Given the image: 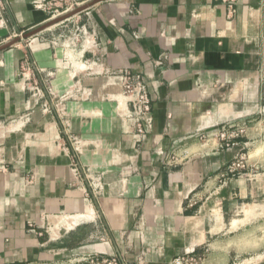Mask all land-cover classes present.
Instances as JSON below:
<instances>
[{
    "label": "crops",
    "instance_id": "1",
    "mask_svg": "<svg viewBox=\"0 0 264 264\" xmlns=\"http://www.w3.org/2000/svg\"><path fill=\"white\" fill-rule=\"evenodd\" d=\"M2 1L0 48L49 22L45 0ZM77 26L89 44L67 47ZM24 41L0 51V264L252 253L241 213L264 200V172H227L247 137H198L260 118L264 0H104ZM123 70L147 85L142 140L110 101Z\"/></svg>",
    "mask_w": 264,
    "mask_h": 264
},
{
    "label": "built area",
    "instance_id": "2",
    "mask_svg": "<svg viewBox=\"0 0 264 264\" xmlns=\"http://www.w3.org/2000/svg\"><path fill=\"white\" fill-rule=\"evenodd\" d=\"M36 7L43 11L48 21H51L73 12L80 7V4L76 0H45ZM3 8V1L0 0V11ZM23 36V33L13 34L12 39H18V44L23 43L25 42ZM89 41V33L86 28L84 26H77L72 37L68 40L67 47L74 48L81 42L89 44ZM81 64L83 67L92 65V63H88L87 61H82ZM121 77L122 81L118 91L109 94L110 101H113L117 107L123 106L126 110V117L133 123L137 137L142 140L145 138L143 126L150 124L152 121L151 101L148 96L147 85L139 74L128 70H123ZM258 114L260 117L264 114V105L259 107ZM251 123L247 121L230 122L202 133L198 137V140L206 142L217 140L219 147L231 148L246 136ZM244 155H238L227 166L229 174L240 175L244 172L246 166L241 162ZM81 262L85 264H125L120 262L116 257L104 258L93 254L83 257ZM201 262V257L188 253L184 256L173 258L170 264H201Z\"/></svg>",
    "mask_w": 264,
    "mask_h": 264
},
{
    "label": "rangeland",
    "instance_id": "3",
    "mask_svg": "<svg viewBox=\"0 0 264 264\" xmlns=\"http://www.w3.org/2000/svg\"><path fill=\"white\" fill-rule=\"evenodd\" d=\"M245 137L248 138L250 144L241 160L246 166L244 171L248 167L254 172H264V114L257 121L251 123ZM242 211L241 215H245L244 226L251 232L253 239L252 253L238 260L236 264H264V200L250 202L243 206ZM73 264L85 263L76 262Z\"/></svg>",
    "mask_w": 264,
    "mask_h": 264
},
{
    "label": "water",
    "instance_id": "4",
    "mask_svg": "<svg viewBox=\"0 0 264 264\" xmlns=\"http://www.w3.org/2000/svg\"><path fill=\"white\" fill-rule=\"evenodd\" d=\"M100 1H104V0H92L91 2H89L88 4H86L85 6H81V7L77 8L76 10H74L71 14H68L67 16H63V17L58 18V19H56V20H51V21H49L47 24H45L44 26H41V27H39V28H37V29L31 31V32L26 33L23 37H24V38L31 37V36L35 35L36 33L42 31L43 29L48 28V27H50V26H52V25H54V24H56V23H58V22H60V21H62V20H64V19L68 18L69 16H72V15H74V14H77V13H79L80 11H82V10H84V9H86V8L92 6V5H94V4H96L97 2H100ZM18 41H19L18 39H14V40H12V41L9 42L8 44L2 46V47L0 48V51L3 50V49H5V48H8V47L14 45V44L17 43Z\"/></svg>",
    "mask_w": 264,
    "mask_h": 264
}]
</instances>
